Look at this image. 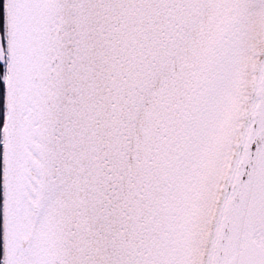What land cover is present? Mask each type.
<instances>
[{"label": "snow or ice", "instance_id": "obj_1", "mask_svg": "<svg viewBox=\"0 0 264 264\" xmlns=\"http://www.w3.org/2000/svg\"><path fill=\"white\" fill-rule=\"evenodd\" d=\"M0 264H264V0H3Z\"/></svg>", "mask_w": 264, "mask_h": 264}, {"label": "flooded vegetation", "instance_id": "obj_2", "mask_svg": "<svg viewBox=\"0 0 264 264\" xmlns=\"http://www.w3.org/2000/svg\"><path fill=\"white\" fill-rule=\"evenodd\" d=\"M0 31H3V0H0ZM0 74H2V66H0ZM3 123V83L0 81V126ZM2 250V246H1Z\"/></svg>", "mask_w": 264, "mask_h": 264}, {"label": "trees", "instance_id": "obj_3", "mask_svg": "<svg viewBox=\"0 0 264 264\" xmlns=\"http://www.w3.org/2000/svg\"><path fill=\"white\" fill-rule=\"evenodd\" d=\"M0 199H2V198H0ZM1 246H2V240H0V255H2Z\"/></svg>", "mask_w": 264, "mask_h": 264}, {"label": "water", "instance_id": "obj_4", "mask_svg": "<svg viewBox=\"0 0 264 264\" xmlns=\"http://www.w3.org/2000/svg\"><path fill=\"white\" fill-rule=\"evenodd\" d=\"M1 32V31H0Z\"/></svg>", "mask_w": 264, "mask_h": 264}]
</instances>
